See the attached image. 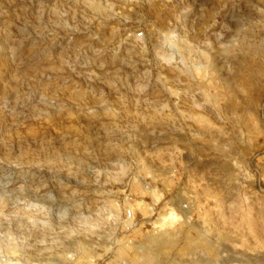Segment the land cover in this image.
Wrapping results in <instances>:
<instances>
[{
  "label": "rangeland",
  "instance_id": "374dc122",
  "mask_svg": "<svg viewBox=\"0 0 264 264\" xmlns=\"http://www.w3.org/2000/svg\"><path fill=\"white\" fill-rule=\"evenodd\" d=\"M206 263L264 264V0H0V264Z\"/></svg>",
  "mask_w": 264,
  "mask_h": 264
},
{
  "label": "bare ground",
  "instance_id": "6f19581e",
  "mask_svg": "<svg viewBox=\"0 0 264 264\" xmlns=\"http://www.w3.org/2000/svg\"><path fill=\"white\" fill-rule=\"evenodd\" d=\"M203 235V234H202ZM204 236V235H203ZM203 236H201V238L200 239H202V240H205V238L203 237ZM206 237V236H205ZM195 239H193L192 241H194ZM208 240V239H207ZM206 241V240H205ZM204 241V243L206 244V245H208V246H211V244H209V243H207V242H205ZM199 242V241H198ZM193 244V243H192ZM207 264V263H206Z\"/></svg>",
  "mask_w": 264,
  "mask_h": 264
}]
</instances>
